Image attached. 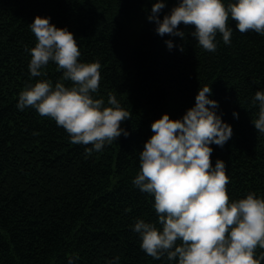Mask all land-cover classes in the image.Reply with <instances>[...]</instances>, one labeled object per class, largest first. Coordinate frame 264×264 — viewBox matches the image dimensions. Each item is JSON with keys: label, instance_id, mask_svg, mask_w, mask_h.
I'll list each match as a JSON object with an SVG mask.
<instances>
[{"label": "trees", "instance_id": "1", "mask_svg": "<svg viewBox=\"0 0 264 264\" xmlns=\"http://www.w3.org/2000/svg\"><path fill=\"white\" fill-rule=\"evenodd\" d=\"M153 2L0 0V264H178L166 256L154 259L140 247L134 224L158 217L154 198L132 181L151 124L165 113L182 119L204 86L218 102L217 115L233 129L222 148L210 145L213 166L217 159L225 162L229 196L264 197V134L252 123L258 113L252 100L264 91V36L241 34L229 20L230 45L218 33L217 50L207 52L191 36L192 27L179 26L183 39L159 36L147 19ZM175 4L167 0L161 20ZM36 16L74 34L80 62L101 64L94 98L107 104L112 93L132 114L121 125L127 137L121 134L86 158V146L72 144L55 121L30 107L18 109L28 84H70L54 62L43 69L46 76H31L26 49L35 46L29 25Z\"/></svg>", "mask_w": 264, "mask_h": 264}, {"label": "clouds", "instance_id": "2", "mask_svg": "<svg viewBox=\"0 0 264 264\" xmlns=\"http://www.w3.org/2000/svg\"><path fill=\"white\" fill-rule=\"evenodd\" d=\"M167 0H155L149 22L163 37H185L179 30L183 24L192 27L191 36L207 52L217 50V34L230 45L236 22L241 34L255 32L264 36V0H176L170 12L160 19ZM35 46L28 69L32 77H43L49 62L62 70V81L40 79L28 84L19 93L17 107H30L41 117L55 121L70 137V142L85 145V157L102 151L121 134L129 132L121 125L131 113L121 107L112 93L107 104L94 98L99 91L101 64L80 62L77 40L67 28H58L50 17L36 16L29 25ZM169 50L174 45L165 41ZM184 51L183 46L179 49ZM211 87L199 88L195 106L182 119H171L165 113L151 124L152 136L139 154V171L132 183L141 192L154 198L156 223L136 221L133 230L139 234L142 250L154 259L166 256L178 264H262L264 252V197L249 192L233 200L227 185L225 162L211 156L215 144L223 147L232 137L230 124L217 115L218 102L209 99ZM252 104L258 105L254 128L264 134V91H256ZM233 116L238 118V113ZM90 145V147H88ZM116 261L119 257L115 258Z\"/></svg>", "mask_w": 264, "mask_h": 264}]
</instances>
